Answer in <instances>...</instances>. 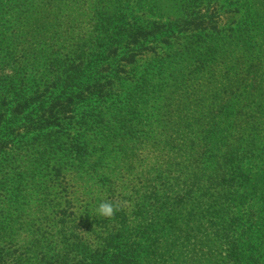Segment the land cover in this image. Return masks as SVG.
<instances>
[{"label": "rangeland", "instance_id": "374dc122", "mask_svg": "<svg viewBox=\"0 0 264 264\" xmlns=\"http://www.w3.org/2000/svg\"><path fill=\"white\" fill-rule=\"evenodd\" d=\"M118 19L139 46L104 53ZM76 70L126 74L101 107L116 139L83 170L72 146L94 141L97 151L101 127L92 135L77 122L59 153L41 138L7 145L4 264H76L73 227L87 252L135 243L136 264H236L231 251L251 233L264 264V0H0L6 121L17 127L18 100L42 97L44 107L47 88ZM105 200L124 202L117 220L96 217Z\"/></svg>", "mask_w": 264, "mask_h": 264}, {"label": "trees", "instance_id": "16d2710c", "mask_svg": "<svg viewBox=\"0 0 264 264\" xmlns=\"http://www.w3.org/2000/svg\"><path fill=\"white\" fill-rule=\"evenodd\" d=\"M194 19L201 20L200 17H194ZM120 21L121 19H118L112 27L109 43L106 49H104V53L111 52L110 50H113L114 46H118L121 43H124L123 45L126 47L132 44L139 46V35L126 32ZM147 36L148 34H144L141 40H146ZM130 59H132V55L125 58V60ZM94 71L82 73L79 70L72 71L65 76L62 82L54 83L51 91L47 88L49 92L48 98L42 108L38 107L39 99L42 97H27L25 100H18L16 107L14 106V115L18 114L22 119L17 127L14 126L12 120L6 121L4 114L6 111L0 108V154L11 142L20 144L27 138H31L32 140L41 138L45 142L46 147L58 153L62 152L64 149L57 144L58 138L63 134H67L78 122L81 124V127H87L92 135V130L96 132L99 127L101 129H99L98 134L101 138L108 135L97 151L94 150V141L93 145H90L87 141H80L72 146V154L78 168L83 170L85 168L99 167L108 157V148L114 141L110 139H116L114 134L115 127L107 123L105 117L107 114L103 113L101 107L107 101L110 104L113 103L118 98L116 95L121 90L126 89V74L117 71L103 76ZM249 74L250 72L247 75L249 76ZM61 84H63V88L60 94L55 96L54 89L58 90L57 87ZM51 93L54 95L52 98L50 97ZM230 97H236L235 90L230 92ZM77 110H79L78 113L80 112L79 119L75 118L77 117V114H75ZM13 120L15 119L13 118ZM82 137H84L83 133L77 135L79 139ZM88 137L91 136H85V138ZM96 156V161L89 164V159L92 158L94 160ZM245 178L244 183H249V178ZM116 214L111 218L112 221L117 220L115 218ZM165 229L166 226H163L159 229V232L161 233ZM72 230L73 232H70L73 234L72 238L74 240L72 244L74 249L72 251L78 253L80 256V260L76 264H136L139 258L137 257L139 254L137 250L138 246L135 243H126V246L120 249L116 242L111 240L108 241L107 246L109 250L106 253L99 251L93 253L87 252L86 246L80 239V234L77 233L79 227H73ZM152 230H154V227H152ZM252 237L251 233H245L242 235L240 241L235 243V248L231 251V253L233 252L231 258L236 264H257L258 248L253 241L256 239ZM149 238L150 236L146 235L144 241L148 242ZM8 257L9 255L5 254L0 248V264H4V259Z\"/></svg>", "mask_w": 264, "mask_h": 264}, {"label": "clouds", "instance_id": "9594fccd", "mask_svg": "<svg viewBox=\"0 0 264 264\" xmlns=\"http://www.w3.org/2000/svg\"><path fill=\"white\" fill-rule=\"evenodd\" d=\"M121 202L120 204H114L112 201H102L95 209L96 217L104 218V219H111L115 216L116 212L121 209Z\"/></svg>", "mask_w": 264, "mask_h": 264}]
</instances>
